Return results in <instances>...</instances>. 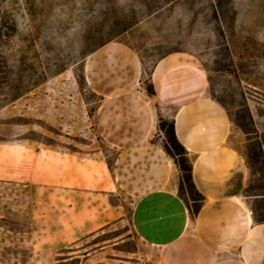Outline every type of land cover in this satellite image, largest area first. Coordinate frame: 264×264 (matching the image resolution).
Returning a JSON list of instances; mask_svg holds the SVG:
<instances>
[{"label": "rangeland", "instance_id": "1", "mask_svg": "<svg viewBox=\"0 0 264 264\" xmlns=\"http://www.w3.org/2000/svg\"><path fill=\"white\" fill-rule=\"evenodd\" d=\"M197 99L264 222V0H0V264H159L136 226L202 205L168 140Z\"/></svg>", "mask_w": 264, "mask_h": 264}, {"label": "crops", "instance_id": "2", "mask_svg": "<svg viewBox=\"0 0 264 264\" xmlns=\"http://www.w3.org/2000/svg\"><path fill=\"white\" fill-rule=\"evenodd\" d=\"M181 67L185 63L171 55L159 62L156 71L170 68L179 71ZM205 109L201 99H197L178 108L173 119L176 136L193 163L194 184L204 198L200 212L192 219L182 199L174 194L186 210V213L173 212L172 219L181 217L186 226L176 237L165 216L161 192L157 191L159 196L150 202L153 209L147 216L153 227L150 231L136 226L137 233L148 245L167 244L163 245L167 251L158 258L159 264H264V222L254 221L249 204L240 196L247 179L246 162L227 144L228 116L225 141L210 142L226 129L227 118L221 113L205 120L209 116ZM189 148L197 151L192 153ZM174 244L177 249L171 250Z\"/></svg>", "mask_w": 264, "mask_h": 264}, {"label": "trees", "instance_id": "3", "mask_svg": "<svg viewBox=\"0 0 264 264\" xmlns=\"http://www.w3.org/2000/svg\"><path fill=\"white\" fill-rule=\"evenodd\" d=\"M168 140L170 142L171 147L177 152V155L179 156L180 160L178 161V165L182 172L186 173L185 180L190 185V188L192 192L196 195H198L201 198V202L203 204L204 198L203 196L198 192L194 180H193V163L188 157V153L185 149V147L179 142L176 131H175V122L174 120L168 125ZM201 206L197 207L195 210H190V208L187 206L189 210V214L192 219H194L198 213L201 210ZM88 253H85L84 256H87ZM71 257V256H70ZM72 259V258H69Z\"/></svg>", "mask_w": 264, "mask_h": 264}]
</instances>
